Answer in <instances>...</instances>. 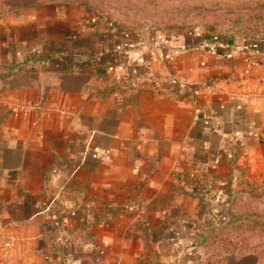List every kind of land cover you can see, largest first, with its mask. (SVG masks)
Segmentation results:
<instances>
[{"label":"crops","instance_id":"0c3cea01","mask_svg":"<svg viewBox=\"0 0 264 264\" xmlns=\"http://www.w3.org/2000/svg\"><path fill=\"white\" fill-rule=\"evenodd\" d=\"M28 16L0 18V65L50 56L9 93L42 110L0 121V264H200L183 178L264 186V42L95 45Z\"/></svg>","mask_w":264,"mask_h":264},{"label":"rangeland","instance_id":"374dc122","mask_svg":"<svg viewBox=\"0 0 264 264\" xmlns=\"http://www.w3.org/2000/svg\"><path fill=\"white\" fill-rule=\"evenodd\" d=\"M34 13L43 17L33 23L37 26V35L60 29L62 34L78 36L79 40L94 44L103 36L127 37L141 45H163L168 40L176 45L187 40L192 45L199 38L206 40L213 37L264 42V0H0V18L7 15L9 21L14 22L20 21L23 15ZM65 46L73 47L69 44ZM20 83L21 78L0 75V119L8 117L13 111L42 110L39 100V104L10 102L9 93L18 89L15 87ZM57 112L65 114L62 109ZM234 179H229L218 193L213 186L198 188V193L202 195L201 211L197 217L200 223L211 220L219 226L226 220L225 202L230 190L241 192L234 206L236 211L264 213V204L257 202L258 198H252L264 197V186L236 187L231 185H238ZM239 227L231 226V229L217 235L219 241L211 257L219 254L218 245L228 238L224 235L236 230L238 233H234L232 239H245V252L254 249L260 258L257 264H264V237L256 231L240 234L242 226Z\"/></svg>","mask_w":264,"mask_h":264},{"label":"trees","instance_id":"16d2710c","mask_svg":"<svg viewBox=\"0 0 264 264\" xmlns=\"http://www.w3.org/2000/svg\"><path fill=\"white\" fill-rule=\"evenodd\" d=\"M215 37L204 40L205 42H217L222 40V37ZM43 53L33 51L27 53L22 59L17 60L15 62L9 64L0 65V75L1 76H12L20 78L23 73L26 71H32L36 69L34 64L43 61L45 62L50 58L48 55H42ZM42 55V56H41ZM41 69L44 72H51V68H48L44 65L41 66ZM61 72L65 73L66 71L61 70ZM114 86H128V90L132 89L131 81L129 80L128 76L126 75L125 78L121 81L116 83V85H111L105 90H98L99 93L102 95L105 93H110ZM95 88V87H93ZM41 98L38 99L40 102L43 100V94L40 95ZM128 99L131 98V94L128 92L127 96ZM2 119H0L1 121ZM186 190L190 192V194L199 199V204H202V195L198 192H191L192 188L195 186L196 180L188 175L184 176L183 178ZM200 189V187H198ZM198 193V194H197ZM241 193V192H240ZM234 190H230L227 193V200H226V210H227V218L222 222L221 225L216 226L212 223V221H207L204 223H200L197 218L194 219L195 228L198 231V234L201 238V244L204 249V256L200 262V264H257L260 260L259 256L253 250L250 252H245L243 247H246L247 241L245 239H232V235L236 234V230H232L229 234L224 236H228L223 243L220 245V251H218V255H214L212 258V252L215 249V244H218V237L217 235L224 230H229V227L240 228L242 226L239 233L242 234L244 232H258L259 235L264 237V213L260 212L257 213L255 211L250 210H243V211H236L235 204L237 202L239 194ZM256 199L257 202L264 204V197L261 196H252V198ZM57 212V211H55ZM50 218L53 217V213L49 214ZM62 220V216L55 218L54 221H47L49 230L51 232H55V230L60 226V222ZM238 233V232H237ZM264 247V242L262 243ZM264 250V248H263ZM264 252V251H262Z\"/></svg>","mask_w":264,"mask_h":264},{"label":"built area","instance_id":"2783aa9c","mask_svg":"<svg viewBox=\"0 0 264 264\" xmlns=\"http://www.w3.org/2000/svg\"><path fill=\"white\" fill-rule=\"evenodd\" d=\"M15 239H10L9 241H6L4 243L1 244V247H10L12 245V243L14 242Z\"/></svg>","mask_w":264,"mask_h":264}]
</instances>
